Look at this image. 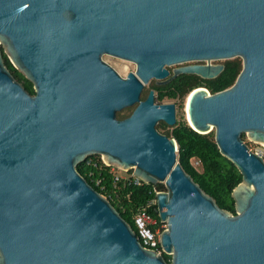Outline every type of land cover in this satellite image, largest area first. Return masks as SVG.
<instances>
[{
  "label": "water",
  "instance_id": "95a60500",
  "mask_svg": "<svg viewBox=\"0 0 264 264\" xmlns=\"http://www.w3.org/2000/svg\"><path fill=\"white\" fill-rule=\"evenodd\" d=\"M103 55L134 73L122 78ZM235 58L231 87L196 88L185 106L188 126L213 131L241 175L233 214L157 131L176 124L175 105L156 104L153 90L140 95L151 80L216 79L224 65L212 62ZM242 135L259 147L250 151ZM263 147L264 0H0V264H264ZM90 156L163 185L160 254L78 172Z\"/></svg>",
  "mask_w": 264,
  "mask_h": 264
},
{
  "label": "trees",
  "instance_id": "16d2710c",
  "mask_svg": "<svg viewBox=\"0 0 264 264\" xmlns=\"http://www.w3.org/2000/svg\"><path fill=\"white\" fill-rule=\"evenodd\" d=\"M4 64L25 90L33 95V89L20 73H18L3 55ZM224 70L213 80H202L193 75H180L165 86H157L152 83L151 89L156 91V100L158 104L165 99L181 100L196 89L205 88L210 94H215L231 87L241 70V60L239 58L223 61ZM144 100L145 97H140ZM135 106L123 109L116 113L118 119H125L134 110ZM163 127H167L162 122ZM165 135L176 141L178 146L177 160L184 170L192 177L195 183L210 197L216 204L224 210L234 214V203L230 196L232 190L241 182V175L235 167L218 151L214 141V132L201 135L193 131L186 122L175 124ZM244 135H242V139ZM196 159L200 162L202 171L196 172L191 166L190 161ZM78 172L86 179V171L83 164L77 166ZM105 186L108 191L111 190L110 176L106 174ZM162 184L140 186H122L114 190L111 204L119 212L122 218L135 231L133 216L140 210L145 209L149 216L159 220L156 213V205H149L155 199V191H163ZM169 262L170 257L163 255Z\"/></svg>",
  "mask_w": 264,
  "mask_h": 264
},
{
  "label": "built area",
  "instance_id": "2783aa9c",
  "mask_svg": "<svg viewBox=\"0 0 264 264\" xmlns=\"http://www.w3.org/2000/svg\"><path fill=\"white\" fill-rule=\"evenodd\" d=\"M261 157L264 161V147ZM196 166H191L193 169L201 173L202 168L200 162L196 159ZM191 163V162H190ZM81 164L84 165L86 171V181L99 193L104 195L110 202L113 199L112 195L114 190H116L119 185L122 186H140L142 181L135 177L131 171L123 172L119 171L113 167H109L104 164L100 156H90L86 158ZM106 174L110 176L111 181V190L108 191L105 186ZM157 191H155L156 193ZM155 204V199L152 200L149 205ZM158 216V215H157ZM133 223L135 227V234L138 242L141 246L156 251L158 254L161 253L159 248V237L161 232L165 229V224L161 223L160 220H157L148 215L145 209L138 211L133 216Z\"/></svg>",
  "mask_w": 264,
  "mask_h": 264
},
{
  "label": "rangeland",
  "instance_id": "374dc122",
  "mask_svg": "<svg viewBox=\"0 0 264 264\" xmlns=\"http://www.w3.org/2000/svg\"><path fill=\"white\" fill-rule=\"evenodd\" d=\"M102 60L104 62H106L108 65H110L122 78H125L129 73H134V71H135V65L129 61L121 60V59L114 58V57H111L108 55H103ZM222 62L223 61L212 62V63H222ZM174 67L175 66L169 67L168 70L171 72L172 68H174ZM152 83L155 84V80H151L147 85H145L140 97L146 98L148 92L150 90H152L151 89ZM156 95H157V93H156V91H154V100H155V103L158 104V101L156 100ZM186 100H187V96L184 97L183 101L178 100V99H175V100L165 99L161 102V104L173 103L175 105V107H176V124L179 122H186L187 123L186 113H185ZM159 128H161L159 130L163 131V132H165V131L167 132V130H170V128L163 127L162 122H159ZM243 141L248 146L249 150L252 152L255 151V149L259 147V145L249 142L247 140V138H245V136L243 138ZM190 162L194 167L200 169L199 166H196L194 160L193 161L191 160Z\"/></svg>",
  "mask_w": 264,
  "mask_h": 264
},
{
  "label": "flooded vegetation",
  "instance_id": "af4514ba",
  "mask_svg": "<svg viewBox=\"0 0 264 264\" xmlns=\"http://www.w3.org/2000/svg\"><path fill=\"white\" fill-rule=\"evenodd\" d=\"M158 86V85H157ZM165 86V85H164ZM175 109H176V107H175ZM165 124V123H164ZM166 125V124H165ZM167 126V125H166ZM162 127V126H161ZM173 127V126H172ZM172 127H170V126H167V128H172ZM166 128V127H165ZM156 129H157V131L159 132V133H161V134H163V135H165V133H166V131L165 132H163V131H160L159 129H161V128H159V123L156 125ZM168 131V130H167ZM166 136V135H165ZM167 137V136H166Z\"/></svg>",
  "mask_w": 264,
  "mask_h": 264
}]
</instances>
